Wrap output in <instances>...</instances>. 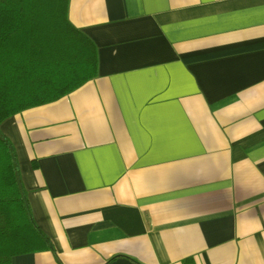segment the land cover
<instances>
[{
    "label": "crops",
    "instance_id": "1",
    "mask_svg": "<svg viewBox=\"0 0 264 264\" xmlns=\"http://www.w3.org/2000/svg\"><path fill=\"white\" fill-rule=\"evenodd\" d=\"M97 75L0 123L51 249L11 264H264V0H68Z\"/></svg>",
    "mask_w": 264,
    "mask_h": 264
},
{
    "label": "trees",
    "instance_id": "2",
    "mask_svg": "<svg viewBox=\"0 0 264 264\" xmlns=\"http://www.w3.org/2000/svg\"><path fill=\"white\" fill-rule=\"evenodd\" d=\"M68 0H0V123L97 75V49L68 19ZM51 249L37 227L16 153L0 131V264Z\"/></svg>",
    "mask_w": 264,
    "mask_h": 264
}]
</instances>
